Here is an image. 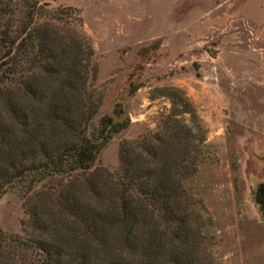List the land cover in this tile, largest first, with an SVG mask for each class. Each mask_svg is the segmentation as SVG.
<instances>
[{
  "label": "trees",
  "instance_id": "16d2710c",
  "mask_svg": "<svg viewBox=\"0 0 264 264\" xmlns=\"http://www.w3.org/2000/svg\"><path fill=\"white\" fill-rule=\"evenodd\" d=\"M94 56L78 8L0 0V199L20 193L27 216L24 235L0 225V264H214L193 192L206 140L183 120L198 119L192 103L160 90L171 109L159 130L122 140L116 170L98 166L143 85L130 73L95 124Z\"/></svg>",
  "mask_w": 264,
  "mask_h": 264
},
{
  "label": "rangeland",
  "instance_id": "374dc122",
  "mask_svg": "<svg viewBox=\"0 0 264 264\" xmlns=\"http://www.w3.org/2000/svg\"><path fill=\"white\" fill-rule=\"evenodd\" d=\"M41 1L81 11L98 67L92 85L103 95L95 124L112 112L127 76L141 73L143 86L125 102L132 124L97 165L116 170L121 141L158 131L169 113L160 90H181L198 118L183 120L206 140L193 191L206 210V256L264 264V220L253 199L264 182V0ZM26 219L23 196L4 194L1 227L24 235Z\"/></svg>",
  "mask_w": 264,
  "mask_h": 264
},
{
  "label": "flooded vegetation",
  "instance_id": "af4514ba",
  "mask_svg": "<svg viewBox=\"0 0 264 264\" xmlns=\"http://www.w3.org/2000/svg\"><path fill=\"white\" fill-rule=\"evenodd\" d=\"M263 188H264V182L259 183L253 191V199L257 204L262 217H264V191L261 192V189Z\"/></svg>",
  "mask_w": 264,
  "mask_h": 264
},
{
  "label": "water",
  "instance_id": "95a60500",
  "mask_svg": "<svg viewBox=\"0 0 264 264\" xmlns=\"http://www.w3.org/2000/svg\"><path fill=\"white\" fill-rule=\"evenodd\" d=\"M264 191V188L263 189H261V192H263Z\"/></svg>",
  "mask_w": 264,
  "mask_h": 264
}]
</instances>
